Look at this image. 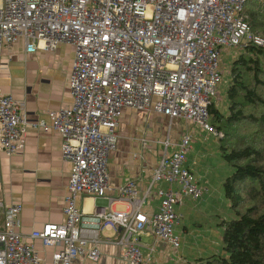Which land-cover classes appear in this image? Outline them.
Here are the masks:
<instances>
[{"label":"built area","instance_id":"2783aa9c","mask_svg":"<svg viewBox=\"0 0 264 264\" xmlns=\"http://www.w3.org/2000/svg\"><path fill=\"white\" fill-rule=\"evenodd\" d=\"M248 0H0V77L2 57L23 39L27 52L53 51L61 43L75 48L70 73L72 106L52 112L51 122L31 121L25 103L0 91V155L23 152L27 128L55 131L62 138V155L71 165L62 224H45L31 234L53 247L55 264H73L85 255L98 261L101 231L120 234L117 244L127 264H143V249L152 254L157 242L178 249L174 233L176 207L185 197L199 199L206 189L189 167L195 124L218 138L223 133L210 122L209 108L223 82L222 53L249 42L264 46L255 36L244 11ZM125 107L149 115L157 112L186 122V133L164 153L154 170L150 189L140 196L137 181L120 186L124 211L111 205L86 214L79 195L105 197L112 190L109 155L118 147L119 120ZM159 206L146 209L156 184ZM0 264H45L32 243L18 231L22 205L1 197ZM143 236H152L146 244Z\"/></svg>","mask_w":264,"mask_h":264},{"label":"crops","instance_id":"0c3cea01","mask_svg":"<svg viewBox=\"0 0 264 264\" xmlns=\"http://www.w3.org/2000/svg\"><path fill=\"white\" fill-rule=\"evenodd\" d=\"M74 60L75 48L71 44L61 43L53 51L38 49L27 52L24 40L19 39L2 57L0 91L25 103L27 116L31 121L43 120L50 123L52 112L62 106H72L70 73ZM186 129V122L182 119L172 120L157 112L147 115L134 108H123L119 120L118 147L109 155L108 160L112 190L102 198L86 193L79 195V208L86 214L106 205H111L114 210H126L127 202L121 196L119 188L129 179L137 181L140 196H145L150 189L154 170L162 159L165 149L163 142L170 140L173 145L168 152H172ZM188 129L193 133V143L186 166L190 167L203 184L210 183L211 179L215 181L221 170L215 169L210 163L205 145L200 143L205 131L195 124H190ZM204 159H207V163ZM227 170L229 172V168ZM70 178L71 165L63 159L62 138L55 131L38 130L29 126L23 152L11 157L0 155V181L3 186L1 197L8 204L22 205L18 231L24 242L34 245L45 264H55L51 259L54 248L45 247L41 240L32 239L31 234L42 230L45 224L65 222L63 209ZM158 187L169 188L170 185L162 182L152 188L151 195L146 199L147 210L158 209ZM180 207L176 208L178 214ZM2 222L3 216L0 214V229ZM179 225L180 220L175 227L178 228ZM119 237L117 231L103 229L98 261L82 255L73 264H127L116 242ZM142 241L151 244L154 238L143 236ZM173 249L165 241L157 242L152 254L144 248L143 264H185L182 257L175 262L171 257L175 252Z\"/></svg>","mask_w":264,"mask_h":264},{"label":"trees","instance_id":"16d2710c","mask_svg":"<svg viewBox=\"0 0 264 264\" xmlns=\"http://www.w3.org/2000/svg\"><path fill=\"white\" fill-rule=\"evenodd\" d=\"M244 11L252 33L264 39V0H248ZM237 49L226 87L228 112L214 100L209 108L211 125L223 133L220 154L231 170L223 189L234 217L221 222L220 253L198 264H264V46L249 42Z\"/></svg>","mask_w":264,"mask_h":264},{"label":"rangeland","instance_id":"374dc122","mask_svg":"<svg viewBox=\"0 0 264 264\" xmlns=\"http://www.w3.org/2000/svg\"><path fill=\"white\" fill-rule=\"evenodd\" d=\"M238 50L237 48H230L222 53L221 67L224 70V78L214 98L216 106L222 113L228 112V101L225 94L229 67ZM201 138L200 143L205 145V152L210 163L215 166V169L221 171H219L216 180L211 179L208 184H203L199 179L201 185L208 190L199 199L185 197L184 203L180 207V225L178 228L175 227V234L179 237L180 246L171 257L174 258L175 262L182 257L185 264H198L200 259H206L220 253L224 230L221 222L229 221L234 217L223 189V179L231 173V170L221 158L219 138L206 131ZM204 160L207 163V159ZM227 168H229V172ZM221 177H223L222 180Z\"/></svg>","mask_w":264,"mask_h":264},{"label":"clouds","instance_id":"9594fccd","mask_svg":"<svg viewBox=\"0 0 264 264\" xmlns=\"http://www.w3.org/2000/svg\"><path fill=\"white\" fill-rule=\"evenodd\" d=\"M203 130V129H202ZM218 130V129H217ZM205 131V130H204ZM211 134V133H210ZM213 135V134H212ZM215 136V135H214ZM216 137V136H215ZM218 138V137H217ZM220 139V138H219ZM175 147H176V145H175ZM171 148V147H170ZM177 148V147H176ZM165 150V149H164ZM187 158H188V155H187ZM188 167V166H187ZM190 168V167H189ZM192 171V170H191ZM193 172V171H192ZM193 174H194V172H193ZM198 181H199V179H198ZM199 183H200V181H199ZM200 185H201V183H200ZM202 186V185H201ZM3 187V186H2ZM2 190H3V188H2ZM208 189H206V191H207ZM205 191V192H206ZM6 202V201H5ZM183 205V204H182ZM182 205H179V206H182ZM178 207V206H177ZM176 207V208H177ZM99 208V207H98ZM176 212H177V210H176ZM178 214V213H177ZM2 215V214H1ZM179 215V214H178ZM179 218H180V216H179ZM176 223H178V222H176ZM174 233H175V226H174ZM176 235V234H175ZM180 246V245H179ZM179 249V248H178ZM178 249H175L174 248V250H178Z\"/></svg>","mask_w":264,"mask_h":264}]
</instances>
